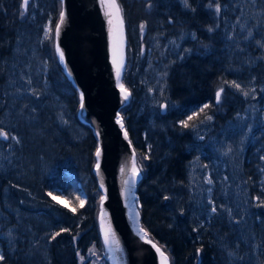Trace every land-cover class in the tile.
Wrapping results in <instances>:
<instances>
[{"label":"rangeland","instance_id":"rangeland-1","mask_svg":"<svg viewBox=\"0 0 264 264\" xmlns=\"http://www.w3.org/2000/svg\"><path fill=\"white\" fill-rule=\"evenodd\" d=\"M59 1L29 0L25 15L13 27L9 52L1 63L0 128L17 139L0 140V226L13 225L1 233L5 246L0 244V254L9 253L13 264H53L55 258H67V250L59 255L61 247L56 246L51 254L49 234L56 225L78 223L82 217L70 210L79 200L43 187L58 166L77 165L88 185L95 182L89 174L90 141L83 136L75 113L77 92L56 73L52 75L50 36L45 32L54 28ZM174 1L181 11L193 10L183 0ZM196 1L201 8L215 11L216 4ZM19 3L22 12V0ZM219 5L217 25L212 31L208 28L210 33H219L216 44L204 43L186 25L190 30L179 27L175 31L172 19H160L158 29L145 36L130 70L136 96H140L131 107L130 127L144 151L140 163L154 158L152 180L147 181L152 193L164 202L162 211L170 226L212 242L221 264H264V207L257 206L264 201V80L255 72V66L264 63V48L260 47L264 43V0H220ZM168 31L175 35L169 36ZM249 32L252 36L247 38ZM193 54L214 55L211 59L220 62L226 81H236L250 94L245 97L223 82L244 99L245 107L225 117L226 106H219L218 114L207 113L211 121L203 115L184 128L181 121L173 120V114L168 115L179 104L170 101L163 113L162 99L172 98L167 90L171 68L185 64ZM180 74L185 80L186 71ZM81 142L80 147L69 146ZM173 147L191 152L182 159L184 180L166 177ZM176 171L172 168L171 174ZM47 192L66 199L68 206L57 204ZM74 194L84 201L83 191ZM213 205L216 213L211 212ZM226 209H231L230 215ZM81 262L78 259L77 264Z\"/></svg>","mask_w":264,"mask_h":264},{"label":"trees","instance_id":"trees-1","mask_svg":"<svg viewBox=\"0 0 264 264\" xmlns=\"http://www.w3.org/2000/svg\"><path fill=\"white\" fill-rule=\"evenodd\" d=\"M117 1L120 5L121 12L124 18L127 35V60L122 77V83L125 88L131 91L130 101L127 105L121 108L120 112L124 119L125 126L127 127L133 145L135 146L137 152V165L143 175L137 188V193L141 205L140 212L143 218V222L147 229L152 233L153 237L157 239V241L162 245L163 250L171 255L173 264H218L219 261L217 258H215V250L212 242L206 241L204 238L194 239L193 241L189 240L185 242L170 231L166 232L164 230H156L150 227V219H154L156 221L160 220L162 208L161 202L159 201L156 194H149V192H152V190L150 189L148 181L152 180L151 166L154 158L150 159L148 162L140 163V157L143 156L144 151L139 143V140L135 137L130 127L129 117L131 113V107L136 104L135 102L138 99V97L136 96L138 95V93L134 87V79L131 78L130 70H132L134 67V55L137 52L139 45L143 43L145 36L155 32V29L158 26V21L160 19H166L167 21H170L172 19L175 28L179 26L178 23L180 22L183 26L186 25L189 28H193L195 32L200 35V39L204 40V43L213 45L218 41L219 33L215 31L210 33L208 31V28L213 29V27L217 25V14L215 11L210 10L209 8L207 10L201 8L202 4H200L196 0H192L190 5L193 10L186 12H180V9L175 8L174 0ZM219 1L220 0H204V2L212 4H217L219 3ZM18 3L19 0H0V88L2 86L1 84L4 76L1 63L9 52L10 43L13 37V27L17 25L19 19L21 18L19 14L20 3ZM59 6L61 7L60 1ZM59 13L56 18L57 20L59 17ZM57 20L54 24L53 32L50 33L51 35L49 39V43L51 45V55L53 57L54 63H57L54 53V29ZM141 24L145 25L143 33H141L140 31ZM213 56L214 55L210 54L207 55L204 59L193 57L189 59L185 64L177 66L178 70L171 73L172 84L174 86V94L176 93L177 95L179 93L180 95L178 96L184 100V104L181 106V108L172 115L173 120L175 119L178 121H185L188 119L187 114H190L191 116L193 115V113H199L201 109L200 106L205 104L210 105L209 108L205 109L206 113L216 112V114H218L219 112V106H226L227 116L225 115V117H231L234 110L242 107L243 104L240 102V99H237L238 97L233 95L223 83L227 80V76L222 74L219 70L218 62L211 59L213 58ZM128 65L129 70H127ZM57 71L61 73L60 70L57 69ZM182 71H186L187 74L184 76V78L187 82H189V84H186V81L184 79L182 80L180 74ZM255 72L264 80V63H258L257 66H255ZM64 81L68 83L67 80ZM221 86L224 87V93L222 94L221 103L216 104L215 94ZM202 117L203 114L194 118L193 121L189 122L190 125L202 119ZM81 125L84 128L83 136L86 135L87 140L90 141V167H93L95 163L94 152L96 150L97 143L94 139L91 128L83 123H81ZM83 136L81 137L82 139ZM184 139H187V136H184ZM81 145L82 142L73 145L69 144L70 147H80ZM176 150L181 151V148L177 147ZM185 158L186 155H183L180 158L172 157L170 160V166L167 168L166 173L169 174V170L173 168L177 170L176 174L179 177V174L182 173V159ZM159 170L160 166L159 164H156L155 171L159 172ZM52 191L59 192L61 193V195L64 192L62 188H53ZM87 198L88 199L81 209L85 214V218L79 226L82 227L81 231L83 232L79 235L78 238H75L74 240V246L79 251V254L74 256L70 253L69 250H67V258L62 260L67 261L66 264H73L74 262L77 264L79 259L78 256L80 255L82 257H85V255L89 251L86 247L87 245L85 242L93 240L95 236L97 237L96 203L98 199V191L95 186L91 190L87 191ZM81 243L85 244L86 249H83L84 246H81ZM69 246L71 247V245H68V247ZM198 249H201L202 251L198 252ZM4 257V260L0 261V264H13V260L9 256ZM198 258H200V260H198ZM86 263L87 262H84V264ZM53 264L61 263L54 261ZM102 264H106V260L102 259Z\"/></svg>","mask_w":264,"mask_h":264},{"label":"water","instance_id":"water-1","mask_svg":"<svg viewBox=\"0 0 264 264\" xmlns=\"http://www.w3.org/2000/svg\"><path fill=\"white\" fill-rule=\"evenodd\" d=\"M60 2V12L63 11L65 13V21L61 26L59 37L55 36L54 31L56 55L61 63L56 50L58 45L65 56V60L61 65L80 98L81 93L84 97V107L81 109L80 106L77 118L81 123L91 128L97 143L96 150L97 148L101 149L99 174H97L95 167L97 163L96 150L94 152L95 164L93 166L99 187L105 192L103 204L100 203L99 206L98 223H100L102 230H105L109 226L107 219L109 217L115 218L117 214L118 207H112L111 189L114 186L110 184V181L114 180V182L118 183L120 179L123 182L129 180V185H125V194L123 193V197L125 196L124 198L127 200L123 199L124 201L121 200V203L119 202L118 204L121 210L120 217L125 212H128L130 208L132 219L128 221V224H132L135 231L134 236H140L139 222L141 213L136 206L135 198L138 184L143 175L139 170V174L134 177V183L131 182L133 180V151L135 150L130 142L129 133L120 112L121 108L127 105L131 98V91L126 88L130 95L128 100H124L119 87V84H123L122 76L126 65L125 22L123 24L122 42L124 66L118 84L115 68L112 63V40L109 35L110 26L108 24V17L105 15L106 9L101 5V0H60ZM163 106L162 112L164 113L165 109ZM118 114L123 120V128L117 123ZM124 131L128 133L127 139L124 137ZM110 137H112L116 151H112V147L109 146ZM114 152L116 157L111 158V153ZM136 167L138 168L137 161ZM121 168H124L123 172H121ZM111 173H114V177L109 178ZM101 184H103V187H101ZM137 213L139 214L138 216ZM102 214L103 221L101 218ZM131 236L133 237L132 234ZM140 242L148 245V250L145 252L148 254L149 261L153 264H161V256L156 249L151 244L145 243L142 239H140ZM140 242L137 243L139 244ZM161 251L167 256L163 249ZM112 254L115 264H135L132 262L133 256L131 253L123 254L120 251L119 255L116 253Z\"/></svg>","mask_w":264,"mask_h":264},{"label":"bare ground","instance_id":"bare-ground-1","mask_svg":"<svg viewBox=\"0 0 264 264\" xmlns=\"http://www.w3.org/2000/svg\"><path fill=\"white\" fill-rule=\"evenodd\" d=\"M188 2H189V6H190L192 0H188ZM180 12H186V11H180ZM178 24H179V26L174 28L175 31H177V29L179 27H181L180 29H187V30L192 29L193 30V28L188 29L189 27L187 28V27L183 26L180 22ZM183 27H185V28H183ZM156 29H158V27H156ZM167 34L169 36L175 35V33H172V31H168ZM192 41H194V39H192ZM54 53H55V57H56L55 59H56L58 64L57 63L53 64L54 70L52 71V75H54L56 73L57 75H59V77L61 78V80L63 82H64V80H67L68 83H70V84H68V83H66V84L71 85V87H72L73 85H72L71 81L68 79V76L65 73L64 68L61 65V63L59 62V59L56 55L55 46H54ZM125 55H126V60H127V35H126ZM208 55H210V54H208ZM206 56H201L199 54H193L189 59H191L193 57L199 58V59H204ZM219 63H218V65H219ZM177 66H181V65L179 63L174 65L171 68L172 69L171 71L172 72L177 71L178 70ZM57 69L60 70L61 73L58 72ZM220 71H221V69H220ZM222 74L227 76V74H225V72H222ZM53 78H55V76H53ZM259 78H260V80H263L262 77H259ZM168 83H169L167 85V88H168L167 90H169L168 97L172 96V98L166 99V97H164V99H162L163 101H165V102H162V105L166 106V107H164V109L166 110L167 104H168V108L170 107V101L171 102H177L179 104L178 107L175 108L174 110H172L170 113L168 111V115L170 116L181 108V106L184 104V100L178 96V95H180L179 93L177 95H176V93L174 94V86L172 84L171 75L168 79ZM75 91H76V89H75ZM230 92L233 95H235L236 97H238L237 99H240V102L243 104L242 108L245 107L246 102L244 101V99L241 96L236 95L232 90ZM76 97H77L76 98L77 99V106H76L75 113L77 116L78 111L80 109V96L76 94ZM139 97L140 96H138V99H139ZM202 106L204 107V105H201L200 108H203ZM240 109L241 108L234 110L233 115L236 112H238ZM78 121H80V120L78 119ZM198 121H196V122H198ZM92 134H93V131H92ZM93 136H94V134H93ZM94 139H95V137H94ZM129 139H130V142H131V144H132V146L136 152L135 146L133 145V142L131 140L130 135H129ZM109 146L112 147V151H116V148L112 142V137H110V139H109ZM171 154H172V157L180 158L183 155H186V157L191 155V152L190 151L186 152V151H183L182 149H181V151H178V150H176V148L173 147V149L171 150ZM136 156H137V152H136ZM112 157H116L115 152L111 153V158ZM181 168H182V173L179 174V177L177 176L176 173H175V175H176L175 176L174 172L171 174V169L169 170V174L166 177H172V178L178 177V178H180V180H184L186 178V166H184V164H182ZM93 169H94L93 167L89 168L90 177H93L95 180V182L92 183L91 185H88L84 181L85 175H84V173L81 172L82 171L81 168L78 167L77 165H73V164H71V165L60 164L58 166V168L55 170L54 174L50 178H48V180L45 182V184H43V187L46 186V188H44V189L47 191H52L53 188H62L64 191L62 194V197H68V198L76 199V197L78 195L75 196V194H74L75 191H77L79 193L81 191H83L85 194L84 204H85L86 200L88 199L87 198V191L91 190L94 186L96 187V189L98 191V199H97V203H96L97 237L95 236V238L93 240H91L89 242H87V241L85 242L87 245L86 247L89 251L87 252L85 257H83L84 259L82 260L81 264H84V262H87L86 264H91L93 261H95L96 263H101L102 259L106 260V264H115L113 261L114 257H113L112 253H116L119 255L120 251L123 252V254L131 253V255L133 256L132 262L135 264H149V263L153 264L152 262L149 261L148 254L146 253L148 250V248H147L148 245L140 242L141 234H140V236L136 235L137 237L134 236L135 231L132 227V224L131 223H130L131 225L128 224V221L132 219V215L130 214L131 209L129 208V211L125 212L124 215H122V217H120L121 210H120V207L118 206V204L121 200L126 199V198H124L125 196L123 197V193L125 191V184H124L123 180H121V179L118 180L119 181L118 183L114 182V180L110 181L111 182L110 184H112V186H114V188L111 189L112 204H113L112 207L113 208L118 207V208H117V214L115 215V218L109 217L107 219L108 225L111 226V231L115 235V239L117 241H119L120 250L118 251L116 249L115 245L110 246L109 244H105L104 233H105L106 229L102 230L100 223H98V212H99V206L101 203V197L105 196V192L102 189H100L97 176L94 173ZM112 177H114V173H111L109 178H112ZM82 183H83V185H82ZM149 194L155 195L152 192H149ZM135 203H136L137 208L140 210L141 205H140L139 196H138L137 192H136ZM74 206L76 208L77 213L80 214L82 218L78 223H74V224L60 223V225H58V226L56 225V227L52 228V230L49 234V236L51 235V237L49 239V243H50L49 246L52 249L51 254H52V252L53 253L56 252V249H54L56 246L62 248L61 250L58 251L59 255L64 250H69L70 253L74 256L79 254V251L74 246V240H75V238H78L79 235L83 232V231H81L82 227H79V226L81 225V222L85 218V214L81 210L82 207H80V202L77 204H74ZM161 207H164V202L161 203ZM160 216H161V218L158 221H156L154 219H150L149 225L152 229L164 230L166 232L170 231V232L174 233L175 235H177L179 238H181L182 241H185V242L189 241V240L193 241L195 239L194 238L195 236H192L190 233L183 232L180 229H178L177 227L172 228L170 226L169 220L167 219V215L163 214L162 208H161ZM9 226H13L12 223L6 222V224H4L3 226L0 227V244L2 245V243H3L2 247H4L5 245H4V240L1 237V233H2V231H4ZM139 226L145 229L146 233H148V238L152 239L158 245V247H161V249H163L162 245L157 241V239H155L153 237L152 233L145 226V224L143 222L142 215L140 216ZM61 229H68V231L62 232ZM56 232H60L61 234L59 236H56L55 239H52L53 234H55ZM131 234L133 235V237L131 236ZM137 242H140V243L138 244ZM68 245H71V247H68ZM81 246H84L83 249H86L84 243H81ZM1 250H0V252H1ZM166 254L168 256L169 264H173V260L171 258V255L169 253H166ZM2 255L3 256H9V253H7L6 251H2ZM135 255H137V256H135ZM78 257H79V259H81L82 256L79 255ZM198 260H200V258H198ZM53 261H59V263H61V264L67 263V261H65V260L62 261L61 259H58V258H55ZM73 264H76V263L74 262ZM218 264H221V263L218 262Z\"/></svg>","mask_w":264,"mask_h":264},{"label":"snow or ice","instance_id":"snow-or-ice-1","mask_svg":"<svg viewBox=\"0 0 264 264\" xmlns=\"http://www.w3.org/2000/svg\"><path fill=\"white\" fill-rule=\"evenodd\" d=\"M255 2H256V0H253V3H255ZM183 3L185 4L186 7L189 6L188 0H183ZM28 5H29V0H22L21 7L24 9V11L19 13L21 17H23L25 15ZM101 5L103 7H105V9H106L105 10V15L108 17V24L110 26L109 35H110V38L112 40V63H113V66L115 68L116 78H117V82L119 84V81H120V78H121V72H122V69H123V66H124L123 65V51H122L123 24H124L123 16L121 14V8H120V5L117 3V0H101ZM215 11H216V13H219L221 11V7H220L219 3L216 4ZM64 21H65V13L63 11H61L60 15H59V21L56 23L55 30H54L56 37H59L60 31H61V26L63 25ZM144 28H145V25L141 24L140 25L141 33H143ZM52 31L53 30L51 28H48L46 30V32H45V36L49 37L50 33ZM209 31H212V29H209ZM251 36H252V33L249 32L247 38H250ZM260 47L264 48V43H261ZM56 50H57V52L59 54V58H60L61 63H63L64 60H65L64 52L59 48L58 45H57ZM225 83H228L230 87L235 88L238 92H241L242 95L245 96V97H248L249 94H250L249 91H245L242 88V86L239 83H237L236 81H231V82L225 81ZM119 87H120L123 99L124 100H128L129 95H130L128 90L123 86V84H119ZM253 91H254V89H253ZM223 93H224V87L221 86L219 88V90L215 94V102H216V104H220L221 103L222 94ZM83 101H84V97H83V94L81 93V98H80L81 109H83V107H84ZM163 107H166V106H163ZM209 107H210V105L205 104L204 107L200 109L199 113H194L193 115L189 116L187 120L181 121L182 127H184V128L191 127L192 125H190L189 122L193 121L194 118L200 116L201 114L204 115V120L211 121L212 120V116L207 115V113L205 112V109H207ZM201 122H203V121H201ZM117 123L120 124L121 128L124 127L123 120H122V118L119 117V114L117 115ZM124 137H125V139L128 138L127 131H124ZM9 139L16 140L17 138L15 136H11L10 137L8 132H6L2 128H0V140H5L6 141V140H9ZM200 139H203V137H200ZM17 142H19V141L17 140ZM229 151H231V149H229ZM95 155L97 157V163H96L95 167H96L97 174H99L100 173L99 158L101 156V149L100 148H97ZM147 158L148 157L145 155L144 159H147ZM261 159H264V156H262ZM132 163H133V169H132L133 180L131 182L134 183V177L139 174V169L136 167V154H135V151H133ZM123 171H124V168H121V172H123ZM262 171H264V169H262ZM206 182L211 184L212 180L208 179ZM129 183H130L129 180H125L124 181V184L126 186L129 185ZM101 187H103V184H101ZM48 195L57 204H63V206H65V207L68 206L69 202L66 199L62 200L59 196L54 195L52 192H49ZM76 199L79 200L80 207H83L84 206V201L80 197H76ZM165 199H168V197H165ZM103 200H104V197H101V204H103ZM257 200H260V198L257 197ZM209 203H212V202L209 201ZM257 206L258 207H264V201H260V203ZM70 210L73 213L76 212V208H71ZM226 211L229 213V215L231 214V209H226ZM211 212L212 213H216L217 212V208L214 205L211 208ZM138 215L139 214L137 213V216ZM101 218H102V221H103V214H102ZM237 223H239V221H237ZM61 231L62 232L63 231H68V229H61ZM139 233L141 234V239L144 240L145 243L151 244V246L153 248H155L156 251L160 254V256H161V264H169L168 257L165 256L164 252L161 251L160 247H157L156 243H154L152 239L148 238V233H146L145 229L140 227L139 228ZM60 234H61L60 232H56L55 234H53L52 239H55L56 236H59ZM104 236H105V244H109L110 246L111 245H115L116 249L118 251L120 250L119 241H117L115 239V235L112 233L110 225L105 230ZM197 251L200 252L202 250L198 249ZM228 255L230 257H232V256H234V253L229 252ZM4 258L5 257L2 254H0V261H3ZM83 259L84 258L81 257V260H83ZM240 259H242V257H240Z\"/></svg>","mask_w":264,"mask_h":264}]
</instances>
